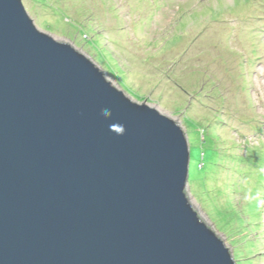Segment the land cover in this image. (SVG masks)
<instances>
[{
    "label": "water",
    "instance_id": "obj_1",
    "mask_svg": "<svg viewBox=\"0 0 264 264\" xmlns=\"http://www.w3.org/2000/svg\"><path fill=\"white\" fill-rule=\"evenodd\" d=\"M189 176L176 121L0 0V264H236Z\"/></svg>",
    "mask_w": 264,
    "mask_h": 264
},
{
    "label": "rangeland",
    "instance_id": "obj_2",
    "mask_svg": "<svg viewBox=\"0 0 264 264\" xmlns=\"http://www.w3.org/2000/svg\"><path fill=\"white\" fill-rule=\"evenodd\" d=\"M23 4L39 30L82 53L129 98L178 123L190 148L186 194L194 210L234 259L241 256L237 264H264V220L262 233L239 234L226 204L242 210L252 191L264 192L258 178L264 173V162L258 163L264 159V0ZM214 12L222 18L212 20ZM211 153L218 166L234 154L244 161L225 165L207 184L197 166L207 165ZM222 181L232 183L223 199L217 195Z\"/></svg>",
    "mask_w": 264,
    "mask_h": 264
},
{
    "label": "trees",
    "instance_id": "obj_3",
    "mask_svg": "<svg viewBox=\"0 0 264 264\" xmlns=\"http://www.w3.org/2000/svg\"><path fill=\"white\" fill-rule=\"evenodd\" d=\"M210 3V2H209ZM247 6V5H246ZM181 13V12H180ZM186 13V12H185ZM184 14V13H181ZM223 16V12H214L212 13L211 19L213 20H219L220 18H222ZM247 17V16H244ZM138 28H144L143 26L138 27ZM189 38H184V40H188ZM194 41V38L191 40ZM118 70L121 71V73L123 75L126 74V72H124L122 69H120L118 67ZM213 154L211 153V160L207 163H202L203 166L200 167L201 164H198V169L202 170V177H199V179H201L203 182L208 184V181H212L213 180V176H218L220 173L219 171L223 169V167H225V165H227L228 167H230V162L234 163L235 166H238L240 162L244 161V158H240L238 157L236 154L232 155V159L226 163H224L222 166H218V165H214L211 164L212 159H213ZM205 160V158H204ZM263 163V160H260L258 163ZM211 166H215L217 167L216 170H213L215 168H212ZM263 166L262 164H256L254 167L255 168H259ZM241 171V170H239ZM259 181L264 183V173H260L259 176ZM221 183V187L220 189L217 191V195L220 198H224V197H228V190L232 187V183L230 181L227 182H220ZM234 190V188H232ZM251 198L250 201L247 199V207H245L242 210H245L246 212L242 211L240 209V207H238L237 205H235L234 203H232L231 201H227L226 204L228 205V207L231 209L232 212L235 213V221L237 224V233L239 234H243L245 235L246 231L248 230H252L256 232H263L262 228L263 225H261L262 220H264V192H260L258 190L252 191L250 193ZM264 233V232H263ZM261 234H256L255 237V241H261L260 238ZM259 239V240H258ZM239 258H241V256H237L236 257V261L240 260ZM238 259V260H237Z\"/></svg>",
    "mask_w": 264,
    "mask_h": 264
},
{
    "label": "clouds",
    "instance_id": "obj_4",
    "mask_svg": "<svg viewBox=\"0 0 264 264\" xmlns=\"http://www.w3.org/2000/svg\"><path fill=\"white\" fill-rule=\"evenodd\" d=\"M139 103V102H138ZM143 103H145V102H143ZM140 104H142V103H140ZM189 150H190V148H189ZM190 160H191V154H190ZM189 183V182H188ZM192 205V204H191ZM193 207V206H192ZM199 216V215H198ZM202 221V220H201ZM204 222V221H203ZM205 223V222H204ZM206 224V223H205ZM234 258V257H233ZM235 260V262H236V259H234ZM237 264V263H236Z\"/></svg>",
    "mask_w": 264,
    "mask_h": 264
}]
</instances>
